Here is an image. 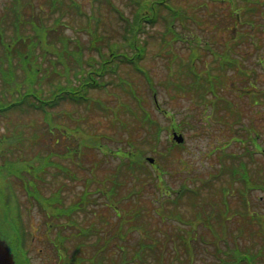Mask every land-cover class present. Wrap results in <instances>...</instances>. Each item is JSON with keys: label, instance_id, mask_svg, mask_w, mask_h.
I'll return each instance as SVG.
<instances>
[{"label": "rangeland", "instance_id": "1", "mask_svg": "<svg viewBox=\"0 0 264 264\" xmlns=\"http://www.w3.org/2000/svg\"><path fill=\"white\" fill-rule=\"evenodd\" d=\"M72 1L80 4L78 10L70 6ZM72 1L69 0V3L66 0L68 6L61 8L60 12L50 11L52 15L49 17L48 26L53 24L56 16L60 18L62 26L59 33L71 39L70 49L84 52L79 56L84 63L109 57L108 41L119 44L120 49L128 55L133 54L131 48L121 45L124 43L121 33L126 32L125 28L135 20L136 5H133L132 0ZM170 1L172 5L182 10L183 16L187 17L181 16L173 22L175 29L182 33L183 37L168 44L160 41L161 33L165 32L163 18L166 15V11L160 10L158 22L152 27L147 25V30L144 31L145 38L147 31L153 38L149 39L147 44L140 41V45H146L148 48L141 66L157 89L161 108L168 112L167 116L170 118H166L161 111L152 106L153 98L146 85V77L124 64L119 65L117 76L106 78L113 82V86L91 91L86 103L61 104L51 111V121L44 122L42 114L33 111H10L0 115V140L4 134V140L12 138L21 150L13 151L19 157L12 158L15 160L7 164V167L18 165L17 172L22 171L19 177L7 174L4 170L0 172L4 180V183L0 181V219L1 210L3 215L2 222L0 220V235L4 236L16 264H190L191 261H188L186 250L182 246L183 244L186 247L188 244L180 236L183 235L185 238V230H189L190 227L188 224L181 227L176 225L174 215H171L174 210L175 214H180L184 220H189L190 224L197 225L198 241L191 243L188 251L192 253V264H224L221 259L230 262L238 255V251L254 255L256 264H264V189L249 190L246 196L247 207H244L243 201L239 199L238 191L226 196L224 203L222 193H219L220 188L227 186L230 181L228 170L220 173L222 166L226 168L237 165L239 161L247 163L256 182L261 181L264 184V155L260 151L264 149V100L261 93L264 90V69L256 63L257 52L264 49V5H261L264 0ZM4 2L5 0H0L1 30H4V25L14 26L16 22L14 19L8 20L9 12L5 9ZM44 3V0H33L31 7L34 9L31 10L26 6L25 0H21L26 18L28 19L35 13L37 7ZM109 4L119 11L110 9ZM91 13L98 14L96 23L93 20L87 22V15ZM248 19L259 25V28H250L246 23ZM19 22L22 24L24 21ZM94 29L98 35L106 38L104 42L91 44L93 40L91 31ZM241 37L245 39L239 41ZM253 37L259 45L258 48L250 41ZM190 38L197 42L196 52L199 57L195 60L194 57H190ZM2 39L4 40V36ZM91 45L99 47L101 53L94 47L89 50L88 46ZM227 50L240 55L244 65L238 69L230 68L227 72H218L214 69L218 66L215 53L225 54ZM53 55L50 54L48 61H38L36 66L40 68L49 63L52 69L57 70L56 65L60 64L69 72L68 81L70 82L72 78L70 83L76 85L78 80L73 77L70 70L74 64L73 57L69 54L68 58L57 62L52 59L55 58ZM89 58L92 61H89ZM189 58L194 61L197 72L204 74L211 71L220 74L215 92L213 94L207 92L203 97L207 105L201 104L198 108L190 100V96L194 97L191 92L183 94L184 90L176 91V86L168 81L175 74L179 64L186 67L184 65ZM36 66H33L34 69ZM247 67L252 73L250 76L246 74V77L239 69L245 70ZM1 68L4 69V64L0 66ZM84 73L85 71H82L77 75L82 78ZM67 75L59 78L55 73L50 74L44 82L45 91L50 89L52 83L62 85L68 83ZM118 76L142 97V106L155 118V129L141 124L140 112L128 113L125 106L121 105V102H125L126 106L127 103H131L130 107L135 109L130 97L114 87L115 82H118ZM183 77L186 79H181V82L186 85L190 77L186 74ZM1 78L0 74V105L15 96L7 93ZM249 80L252 83H249ZM174 91L178 95L171 93ZM257 93L259 99H253L251 95ZM100 104L107 110L104 111ZM227 108H232V111ZM188 115L193 119H184ZM216 115H220L218 120ZM176 122L185 123L184 128H189L181 132L185 143L173 147L172 152L166 154L170 132L176 127ZM58 126L68 129L59 133L63 146L66 145L65 140H71L73 129L80 131L76 136L79 139L77 142L79 147L84 141L94 146L83 147L80 159L79 156L61 159L59 168L53 167V173H44L46 182L42 183L43 185L47 183V177L54 182L50 184V189L42 186L44 195L49 193L51 188L55 190L56 187L63 185L61 187L64 194L61 197L64 203L60 207L77 205L70 219L63 216L58 218L54 213H50L53 216L48 218L40 204L26 189V184H34L31 174L35 175L48 167V162L41 159L39 165L29 169L26 163L36 164L37 160H25L26 155L31 158L37 152L45 153L49 146L53 147L56 153L64 154V147L59 146L58 150H55L46 134L47 128L49 139L53 142ZM249 129L252 131L250 140L247 138ZM151 130H154L153 134L148 133ZM127 139L132 140L135 145L134 152L137 154L134 164L138 166L134 165L131 172H128L129 165H120V157L109 156L110 149L116 150L118 147L122 150L128 149ZM241 139L244 140L243 143ZM251 139L252 143L258 144L259 150L255 149L256 153L250 157L248 152L253 150ZM12 148L9 149L14 150ZM6 151V149L3 151L4 158L9 155ZM117 152L115 155H119ZM147 157L156 159L155 163L150 165L146 161ZM77 162L83 168H78ZM88 166H93V171H90ZM66 169L69 175L77 176L75 182L72 183L67 175L61 174L65 173ZM116 170L120 172L119 179L123 184L117 187V193L105 201L104 198L98 197L100 196L98 189H109L110 180L115 178L113 174ZM161 173L164 183L166 182L172 190L170 202L175 198V191L185 192L178 200L176 208L167 201L163 205L158 201L160 194L156 189V183ZM9 185L11 190L16 192L18 200L14 195L11 197ZM237 185V182H232V188L235 189ZM192 187L198 189L199 195H192ZM84 196L85 201L82 200ZM126 196L137 197L127 200ZM16 201L21 207L22 218L18 216ZM110 204L118 206L121 218L110 210L108 206ZM157 212L169 217L170 221L160 224V214L157 215ZM226 214L227 217L223 219ZM208 216L211 227L204 229L203 223ZM69 220L75 223L71 224L72 228L68 225ZM128 222L130 223L128 228L121 225ZM90 224L95 225L97 229L89 228ZM121 229L129 232L124 239H121ZM83 233L88 234V237H84ZM101 237L105 240L109 237L115 238L116 246L112 245L111 241L106 242L104 251L99 254L97 245ZM201 237L207 241L203 243L204 245L199 242ZM142 240L156 245L154 249L156 253L149 255L147 261H142L141 256L134 257L139 247L137 243ZM208 243L210 244L207 245ZM121 245L126 248L125 254L120 250ZM173 251H178L175 257ZM96 254L102 258L94 259Z\"/></svg>", "mask_w": 264, "mask_h": 264}, {"label": "trees", "instance_id": "2", "mask_svg": "<svg viewBox=\"0 0 264 264\" xmlns=\"http://www.w3.org/2000/svg\"><path fill=\"white\" fill-rule=\"evenodd\" d=\"M44 5L38 6L35 10V13H32L31 16L27 19L24 11L21 7V0H5L4 7L9 12L7 18L8 20L14 19L16 22H14V26L4 25V30H1L0 28V66L4 64V69L1 68L0 72L4 74V89L9 94H14L15 96H12L11 100L5 101L4 106L1 105L0 107V113L4 110V115L10 111H18V112H25V111H33L38 112L42 114L44 122L46 120H52L51 111L55 110L57 107H59L63 103H71V104H83L86 103L89 100L90 92L93 90H100L104 89L105 87L112 85L110 80H107L106 78L108 76H117V69L119 68V65L124 64L131 66L136 72L144 75L146 79L149 81L148 86L151 89V93L157 95V89L151 85V81L147 74L145 73V70L143 68L139 67L140 62L146 57L148 48L146 45H140V41H145L146 44L148 43V40L153 38L152 35L145 34L144 31L147 30V25L152 27L155 25V23L158 21L159 14L158 12L160 10L166 11V17L165 20V31L163 38L160 39L165 44L170 43L171 41L181 38V33H179L173 24L175 20H178L179 17L183 16L182 10L178 8V6L172 5L170 0H132L134 3L133 5H136L135 8V20L134 22L125 28L126 32L121 33L122 41L124 42L121 44L123 47L131 48L133 51L132 55H128L125 53V51L120 49L119 44L113 43L111 41H108V48H110V55L109 57H101L100 61H93L91 63H84L82 58L79 56L84 52L82 50H74L70 49L71 39L67 37L64 34H60V28L62 26V22L60 23V18L56 16L54 18L53 24L48 26V20L49 17L52 15V12L56 13L57 11L60 12L61 8L64 6H68L66 3V0H44ZM72 1V0H70ZM103 0H100V2ZM69 2V0H68ZM105 2H108V0H105ZM70 3V2H69ZM73 1L70 3V6L72 7ZM8 4V5H7ZM26 6H28L31 10L34 9V7H31L33 4V0H25ZM261 4V2H260ZM112 4H109L110 9H113L115 12L119 11L116 10L114 7L111 6ZM261 5H264V1ZM46 7V10L44 8ZM78 10V6H77ZM252 10L253 7H252ZM256 11V9H255ZM254 11V12H255ZM258 11V10H257ZM49 12L51 14H49ZM81 15V14H80ZM85 15V14H83ZM98 14L96 13V16ZM94 14L87 15L86 20L87 22H90V19L94 17ZM187 18L186 16H183ZM6 18V15H5ZM24 21L22 24L19 21ZM36 21V22H35ZM125 22V21H124ZM248 23V26L253 29H258L259 25H257L255 22L248 19L246 21ZM143 33V34H142ZM91 35L93 37V40L91 41V44L104 42L106 39L102 35H98L96 33V30L94 29L91 31ZM4 36V40L2 39ZM8 37V38H5ZM249 38V37H248ZM243 37L240 38L239 41H242ZM96 41V42H95ZM251 43L258 48L259 45L256 44V40L254 37L250 39ZM110 44V45H109ZM195 45H191V55L190 57H194V60L198 56L197 50V42H194ZM95 45L88 46L89 50H92L93 47L97 48V52L101 53V49ZM169 46V45H168ZM87 48V47H86ZM210 50V49H209ZM198 51V50H197ZM214 52V51H213ZM50 54H54L53 56L57 58H53L55 61L60 62L63 59H66L70 56L73 57V63L72 67H70L71 73H73V77L78 80V82L75 84L70 83L72 81V78L70 82L68 81L69 72H67V68H62L60 64H57V70L56 68L52 69L51 65L49 63L45 65H42L40 68L36 66V63L38 61H48L50 58ZM216 54V60L218 63V66L214 68L218 72H227L228 69H238L240 66L244 65L242 63V58L240 55L236 53H231L227 50V52L223 53H215ZM79 59L80 61H77ZM89 61H92L89 58ZM193 62V64L191 62ZM213 62L216 63L214 60ZM256 63L259 64L264 69V49L261 50V52H257L256 57ZM179 64V63H178ZM194 61L189 58V61L184 65L186 67H181L179 64L178 69L175 74L171 78L168 79L173 85L176 86V91H183V94H187L191 92L194 97L190 96V100L193 103V105L198 108L205 104V101L203 100V97L205 93L209 92L213 94L215 92V89L217 88V82L220 80V74H214L211 71H207L203 73L197 72V70L194 67ZM183 66V64H181ZM33 66H36L34 69ZM181 68V69H180ZM245 70L239 69V71L243 72V75L249 74L251 75L252 71L250 68H244ZM85 71L82 78L78 77L77 74L80 72ZM55 73L59 78L66 77V80L68 83L65 82V84L60 83H52L50 89L48 91H45L44 89V82H46L47 77L50 76V74ZM186 74L190 78L188 79V82L186 85H184L181 82L182 80H185L186 77L182 76ZM247 77V75H246ZM2 79V78H1ZM147 82V81H146ZM249 83H252L250 80ZM254 85V84H253ZM114 87L120 90L121 92L125 93L128 97H130V100H132L133 105H135V109H132L130 106L132 104L121 102V105L123 104L125 106V110L128 113H134L137 114V112H140V120L141 124L144 126L149 125L150 127H154V123L156 122L152 116L151 113L148 112L147 109H145L142 106V97L137 93V91L129 85L125 80L122 79V77L118 76V82H115ZM252 87V86H250ZM253 89V87H252ZM174 91L171 92L173 95H178V93ZM262 93V99L264 100V90L261 91ZM151 94V95H152ZM200 99H199V98ZM254 99L259 98L258 93L255 95H252ZM231 104V103H230ZM232 105V104H231ZM153 106V105H152ZM215 106V105H214ZM213 106V109L215 108ZM154 107V106H153ZM227 110H231L232 108H227ZM164 113V116L166 118H170L167 112L162 111ZM220 115H216V119L218 120V117ZM184 119H193L191 115L186 116ZM46 125V124H45ZM185 123L182 124V122L179 124V122H176V129L177 131L182 132L185 129L184 128ZM47 129V128H46ZM56 132L59 134L60 132L65 129L61 126L56 127ZM82 132V131H81ZM154 130L149 131V134H153ZM72 137L71 140H68L66 142V145H62L60 143V137H57L56 140L52 143L49 139L48 131L46 132L48 136V141L50 145L56 146L59 148V146H63L65 149L64 154L55 153L54 149H51L49 146L48 151L45 153L37 152L33 157L29 158L27 155L25 156V160H32L36 159V164L26 163L27 167L31 169L32 166L39 165L40 160H46L47 168L41 170L37 174H31V178L34 184H26V189L29 192L30 195H32L33 198L40 204V208L43 210V213L49 218V216H53L50 213H54L58 218L64 217L66 219H70V216L75 213V206L70 205L71 207L63 208L60 207L61 204L64 203V200H62V187L58 186L53 190L51 188L49 193L43 194L42 186L46 187L47 189H50L51 185L54 182L49 178L45 183V175L44 173H53L54 169L58 166L59 168V162L61 159H70L74 156H79L83 152V147H89L92 146L91 144H87L84 141V144H80V147L77 145V139H76V133H80L79 130L73 129L72 130ZM252 131L249 129L247 138L250 140ZM128 140V139H127ZM244 142V140L242 139ZM155 142V138H154ZM5 146L4 149H6V153H9V155H6L4 158V172L10 175L18 176L21 174L22 171L17 172V166L18 165H8L9 162L15 160L12 158H18L19 155H16L13 153V151L20 150L19 145L15 144L14 141L11 139H5L4 140ZM252 143V139H251ZM128 149L122 150L121 147L118 148V152L112 151L110 149V155L114 157H120L121 163L120 165H129L128 172H131V170L134 169V165L138 166L137 164H134L135 160L137 159V154L134 152L135 145L132 143V140L127 142ZM182 146V145H180ZM7 147V148H5ZM10 147H13L11 150ZM94 147V146H93ZM173 147H179L176 145H173L172 143H169V147L166 149V154H169L172 152ZM131 148V151L129 149ZM21 151V150H20ZM54 152V153H53ZM117 154L119 155H115ZM123 152V154H122ZM251 156V151L248 152ZM5 155V153H4ZM145 158V157H144ZM128 162V163H127ZM78 168H83V166L77 162ZM93 166H88V169L90 171H93ZM248 169V168H247ZM69 170V169H68ZM228 170V173L230 175V181L227 186L221 187L219 190V193H222L221 197L223 199V203L226 201V196L233 195L232 193L235 191H238L239 199L243 201L244 207L246 206V200H245V194L250 188H255L258 185L257 180L252 177V175L246 173L245 168L243 166V162L239 161L237 165H230V167H224L222 166L220 173ZM27 171V170H25ZM65 173H62L63 175H67L71 182H75L77 180L76 175H69V171L67 169L65 170ZM116 170L113 174V177L110 181V187L109 189L105 190L104 188H99L98 193L102 199L104 198L105 201H108L111 196L114 195V193H117L118 186L123 184V181L120 182L119 174L120 172H117ZM249 171V169H248ZM28 173V172H27ZM163 173L160 174V176L157 177V183H156V189L158 190L159 196V203L160 205H163L165 201L169 202L171 205H175L174 208L178 205V200H180L183 195L185 194L184 191H175V198L173 202L169 201V198L171 196L172 190L169 189V185L163 181L162 177ZM74 178V179H73ZM69 182V181H68ZM232 182H237L238 185L234 189L232 188ZM121 183V184H120ZM9 188L11 189V186L9 185ZM192 195L197 196L199 195V191L197 188L192 187ZM13 192V191H12ZM13 195L17 199L16 192H13ZM139 196V195H137ZM137 196H126L127 200H131L133 198H136ZM12 197V196H11ZM47 199H46V198ZM85 201V196L82 199ZM157 200V199H156ZM82 203V202H81ZM84 203V202H83ZM98 203V199H97ZM66 204V202H65ZM85 204V203H84ZM82 205V207L84 206ZM80 205V203H79ZM106 206V202H105ZM110 210H112L113 213L116 214L118 218H121V213L117 205L110 204L108 205ZM55 209V210H54ZM247 209V208H246ZM18 210V207H17ZM175 210L171 213V215H174V218L176 220V225L178 227H181L183 225L188 224L190 229L185 230L186 237L184 238L182 236V240L185 243L188 244V246H183V249L186 250V257L188 261L192 262V253H188L190 250V244L193 242L198 241V235H197V225L190 224L189 220H184L180 214H175ZM236 213H240L239 211H236ZM160 218V224H164L169 220V217L166 215H162L160 212H157V215H159ZM19 216V212H18ZM55 217V216H54ZM227 217V214L223 216V219ZM129 220L132 222V219L129 218ZM204 220V219H203ZM201 220V221H203ZM121 221V219H120ZM119 221V222H120ZM200 221V222H201ZM199 222V223H200ZM74 222L71 220L68 221V225L71 227ZM183 224V225H182ZM122 226H126L128 228L130 226V223L128 222L126 225L122 224ZM133 226V224H132ZM204 229L211 227L209 224V216L203 223ZM68 227V226H67ZM72 228V227H71ZM70 228V229H71ZM89 228H94L95 225L90 224ZM134 228V226H133ZM81 229V227H80ZM135 229V228H134ZM84 230V229H83ZM82 230V231H83ZM121 239H124L125 235H127L129 232L121 229ZM92 234V232H91ZM84 237H88V234L83 233ZM108 238V237H107ZM115 238L109 237L107 240L103 239L101 237L98 239V253L100 254L102 251H104V246L106 242L111 241L112 245L116 246L115 244ZM104 240V241H103ZM124 241V240H123ZM216 240H214L215 242ZM100 242L102 244H100ZM199 242L203 244L204 242H207L203 237L199 238ZM105 243V244H104ZM104 244V245H103ZM208 243L207 245H209ZM139 245L138 250L135 251L134 257H142L143 260H148V256L155 254L156 252L154 249L156 248L155 243H148L144 240L137 243ZM204 245V244H203ZM126 248L121 245L120 250L125 254ZM79 253V252H78ZM77 254V252H76ZM96 254L94 256V259L99 260L102 258L101 255ZM175 254H178V251H173V257H175ZM98 255V256H97ZM162 258V255H160ZM124 257V256H123ZM221 261H224V264H256L255 262V256L254 255H248L241 253V256L233 257V260L230 262L225 261L224 259H221ZM190 262V264H192Z\"/></svg>", "mask_w": 264, "mask_h": 264}, {"label": "water", "instance_id": "3", "mask_svg": "<svg viewBox=\"0 0 264 264\" xmlns=\"http://www.w3.org/2000/svg\"><path fill=\"white\" fill-rule=\"evenodd\" d=\"M173 139L181 143L183 138L181 135H178L176 132H173ZM149 162H153L152 159H149ZM0 264H15L13 256L9 250L8 244L5 241L0 239Z\"/></svg>", "mask_w": 264, "mask_h": 264}, {"label": "flooded vegetation", "instance_id": "4", "mask_svg": "<svg viewBox=\"0 0 264 264\" xmlns=\"http://www.w3.org/2000/svg\"><path fill=\"white\" fill-rule=\"evenodd\" d=\"M0 160H1V163H3L4 162V152H3V149L1 148L0 149Z\"/></svg>", "mask_w": 264, "mask_h": 264}]
</instances>
